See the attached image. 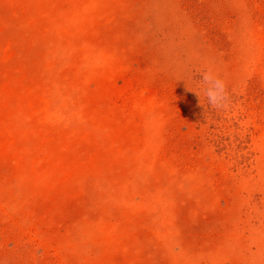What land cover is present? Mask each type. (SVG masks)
Instances as JSON below:
<instances>
[{
	"label": "rangeland",
	"instance_id": "rangeland-1",
	"mask_svg": "<svg viewBox=\"0 0 264 264\" xmlns=\"http://www.w3.org/2000/svg\"><path fill=\"white\" fill-rule=\"evenodd\" d=\"M0 264H264V0H0Z\"/></svg>",
	"mask_w": 264,
	"mask_h": 264
},
{
	"label": "clouds",
	"instance_id": "clouds-1",
	"mask_svg": "<svg viewBox=\"0 0 264 264\" xmlns=\"http://www.w3.org/2000/svg\"><path fill=\"white\" fill-rule=\"evenodd\" d=\"M201 73L202 78L197 80V83L207 105L212 109H227L230 105V96L225 80L211 68H206Z\"/></svg>",
	"mask_w": 264,
	"mask_h": 264
}]
</instances>
